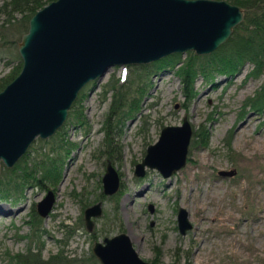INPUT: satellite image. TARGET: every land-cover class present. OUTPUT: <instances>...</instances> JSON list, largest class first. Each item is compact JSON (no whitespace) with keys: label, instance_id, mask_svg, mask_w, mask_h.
Returning <instances> with one entry per match:
<instances>
[{"label":"rangeland","instance_id":"1","mask_svg":"<svg viewBox=\"0 0 264 264\" xmlns=\"http://www.w3.org/2000/svg\"><path fill=\"white\" fill-rule=\"evenodd\" d=\"M186 51L178 52L180 57ZM15 63L2 53L0 76ZM133 64L112 65L99 80L86 82L79 100L80 120L64 119L48 137L36 136L10 167L0 162V176L24 155L26 165L32 167L17 197L0 199L4 207L0 264H5L6 250L24 251L31 234L28 222L34 213L38 215L35 202L47 189L53 193L51 209L45 217L38 215L42 235L33 236L43 257L61 250L83 258L91 253L93 241L124 231L138 256L151 264H264V107L253 111L242 106L243 98L259 87L262 75L246 77L248 65H244L240 72L217 75L211 82L197 76L195 94L183 104L173 69L150 71L139 111L121 115L118 123L111 114L106 132L103 121L111 94H102L100 85L108 78L120 82ZM130 96L127 93L126 101ZM183 116L191 127L185 163L167 177L147 167L143 175H134V164L160 128L179 124ZM201 123L208 130L205 144L192 135ZM56 131L59 135L53 137ZM57 137L65 148H50ZM46 157L59 162L54 182L41 176V161ZM107 162L119 181L110 194L102 191L100 180ZM228 168L235 173L217 174L218 169ZM94 202H99L100 212L90 216V229H86L83 209ZM179 206L190 223L184 233L176 226Z\"/></svg>","mask_w":264,"mask_h":264},{"label":"water","instance_id":"2","mask_svg":"<svg viewBox=\"0 0 264 264\" xmlns=\"http://www.w3.org/2000/svg\"><path fill=\"white\" fill-rule=\"evenodd\" d=\"M241 19V7L227 0L48 1L28 18L16 43L20 68L0 89V162L10 167L36 136L52 134L80 88L112 65L146 63L185 50L208 53ZM190 135L185 116L179 124L163 125L133 174L141 176L147 167L169 176L185 163ZM234 173V168L217 170L219 176ZM100 180L104 193L117 189L118 175L109 162ZM52 202L47 189L35 202L37 214L45 217ZM99 212V202L83 209L86 229ZM176 226L180 233L190 227L181 206ZM90 249L99 264H151L138 256L124 231L93 241Z\"/></svg>","mask_w":264,"mask_h":264},{"label":"trees","instance_id":"3","mask_svg":"<svg viewBox=\"0 0 264 264\" xmlns=\"http://www.w3.org/2000/svg\"><path fill=\"white\" fill-rule=\"evenodd\" d=\"M50 0H3L0 4V14L3 16L0 22V57L2 53L16 59V63L10 68V72L0 76V89L18 72L21 60L14 50L15 44L22 32L27 28L30 15L43 4ZM237 4L242 9V19L231 29L225 41L220 43L212 51L204 54H196L187 50L185 56L180 57L178 52H171L149 63H135L131 65L129 74L117 82L118 78H108L100 85V92L104 94L110 91L111 100L108 112L103 121V128L107 132V123L113 115L114 123H118L121 115L131 116L133 112L139 111V101L145 90L144 79L150 71L170 67L179 77L183 104L189 101L195 94L193 81L200 76L205 82H211L217 75L228 77L242 70L244 65L248 68L244 75L246 77H259L262 80L259 87L252 95H247L242 100V106L250 110H261L264 107V0H227ZM15 14H18L16 17ZM9 62V58L5 63ZM128 75V77H127ZM144 77V78H143ZM142 80V81H141ZM93 82V80H92ZM86 84V83H85ZM80 88L75 99L71 102L66 121L71 119L80 120L82 113L79 100L84 93V86ZM127 93H131L126 101ZM128 117V116H126ZM59 135L58 131L54 136ZM200 142L205 144L208 130L202 123L192 129ZM47 141V140H46ZM45 141V142H46ZM72 144V142H67ZM228 144V141H226ZM51 149L65 148L60 140L53 139ZM40 146V144L38 145ZM112 149V145H109ZM25 156V155H24ZM24 156L21 157L13 167L5 169L0 176V199L17 197L24 183L29 180L32 167L26 165ZM35 162H33L34 165ZM58 159L46 157L41 161V176L54 182L59 174ZM40 217L34 213L28 222L31 234L28 242L21 252H10L6 250L3 255L5 264H99L95 256L90 253L83 258L62 254L56 250L46 257L41 255V247L33 244L34 238L42 235L39 228ZM34 236V238H33ZM154 264V263H152Z\"/></svg>","mask_w":264,"mask_h":264},{"label":"bare ground","instance_id":"4","mask_svg":"<svg viewBox=\"0 0 264 264\" xmlns=\"http://www.w3.org/2000/svg\"><path fill=\"white\" fill-rule=\"evenodd\" d=\"M256 141H257V140H256ZM254 143H255V142H254ZM259 144H260V143H259ZM3 208H4V207L1 206V207H0V210H2ZM255 218H256V217H255Z\"/></svg>","mask_w":264,"mask_h":264}]
</instances>
